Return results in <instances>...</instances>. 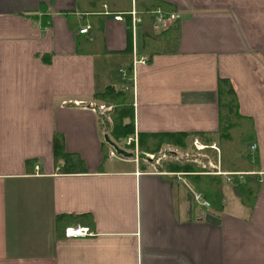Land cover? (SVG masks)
<instances>
[{"label": "crops", "instance_id": "obj_1", "mask_svg": "<svg viewBox=\"0 0 264 264\" xmlns=\"http://www.w3.org/2000/svg\"><path fill=\"white\" fill-rule=\"evenodd\" d=\"M160 1L168 9H155L180 14L169 30L177 39L148 50L139 0H125L126 10L98 0H0V264H264V0ZM143 55L150 59L135 62ZM124 67L130 74L121 79ZM124 80L132 133L114 140L105 128L110 113L96 111L112 105L94 94ZM228 86L238 113L228 140L244 136L240 153L250 164L215 167L229 182L222 179L220 209H205L189 194L191 174L139 160L180 148L165 141L141 151L139 135H192L220 159ZM54 134L80 157V169L58 170ZM104 135L132 156L108 158ZM242 174L258 183L250 207L234 193ZM62 214L89 215L90 227H65H86L88 235L57 232Z\"/></svg>", "mask_w": 264, "mask_h": 264}, {"label": "trees", "instance_id": "obj_2", "mask_svg": "<svg viewBox=\"0 0 264 264\" xmlns=\"http://www.w3.org/2000/svg\"><path fill=\"white\" fill-rule=\"evenodd\" d=\"M104 3L111 10H126L124 8L125 0H98ZM165 3L160 0H139L136 3V13L138 17L143 21V26L146 30V45L145 47L148 50L156 49L159 47L160 43H166L169 47H173L177 37L176 31H167L161 34H153L151 31L152 28V17L151 12L157 8H166ZM162 9V10H163ZM170 11V10H165ZM173 11V9H171ZM164 39V40H162ZM127 73L130 74V69H127ZM127 76V74H126ZM125 76V77H126ZM121 82V81H120ZM125 80L117 86L107 87L104 91L100 93H95L94 97L104 101L105 103L112 105V110L110 111V116L112 119V129L110 132L111 137L114 140L118 138H126L132 133V124L131 121H124L126 118L132 119V105H131V89L126 85ZM221 105L222 113L221 114L222 124L224 126L225 133L223 134L222 141L219 142L221 150V167L225 171L235 172L237 170H242L244 168L245 162L247 160V165L245 168H248L250 157H245L244 153H240V149L244 146V136H241V140L230 142L228 139V129L231 127L230 122H234L238 119L237 107L234 98L233 89L228 86L226 89H221ZM226 123V126L224 125ZM229 122V123H228ZM228 123V124H227ZM230 124V125H229ZM247 128V126H244ZM192 136L184 133H171V134H141L139 135L138 149L141 151H152L155 152L159 147L165 143V141H170L171 144L177 145L179 147L186 146L187 137ZM201 136V135H200ZM132 145V143H131ZM226 147V148H225ZM53 149V158L55 164L58 166V170L61 172H73L72 170H78L82 166V160L75 153H68L63 148V139L60 134H54L52 141ZM226 150V152H225ZM106 154V153H105ZM246 158V159H244ZM165 166V167H164ZM168 171L172 172H201L196 167L190 164H180V163H170L162 166ZM244 169V170H246ZM189 175V174H188ZM188 176V181L192 184L193 188L200 192L204 198L207 197L211 200L210 206L214 209L219 210L223 204V190H222V177L219 175H202L198 174L197 176L191 177ZM243 182L236 183L234 185V192L239 197L240 201L245 204L247 207H250L255 199L258 190V183L254 176L251 174H242ZM235 177V175L233 176ZM236 178V177H235ZM235 181H238L235 179ZM195 207V206H194ZM206 220L217 223L218 220L215 217L206 215ZM73 221H78L81 224H87L90 227L93 224V220L89 215H67L62 214L56 218V231L63 234V231L67 225Z\"/></svg>", "mask_w": 264, "mask_h": 264}, {"label": "built area", "instance_id": "obj_3", "mask_svg": "<svg viewBox=\"0 0 264 264\" xmlns=\"http://www.w3.org/2000/svg\"><path fill=\"white\" fill-rule=\"evenodd\" d=\"M130 14L133 17V21L135 22V24L140 21L139 18H137L135 16V12L134 11H131ZM151 16H152V19H153L152 20V27H153L154 31L157 32V33L166 32V31H169L170 29L175 28L177 23L179 22V19H180V14L178 12H167V11H163L161 9L153 10L151 12ZM113 19L116 20V21H121L122 20L121 13L114 14L113 15ZM88 28L89 27L85 26V27L79 29V33L86 34L87 31H88ZM149 59H150V56L143 55V56H140L139 58H137L135 60V62L145 63ZM119 73H120V78L124 79L125 76H126V69L124 70V69L121 68L119 70ZM110 110H111V107L110 106H106L104 104L98 105L97 108H96V111L100 115H105ZM130 142H132V139L129 137L127 139V143H130ZM193 144H199V143L194 141ZM195 147L198 150L204 149V146L200 145V144L199 145H195ZM209 147L210 148H214V145H211ZM254 148H255V144H253L251 146V149H254ZM168 154H170L171 156H174V157L176 156V152H174V151L173 152L170 151V152H168ZM159 156H154L153 154H147V155L144 156V158L147 159L146 161L150 162L151 163L150 166L153 167L154 164L156 165V164L160 163L158 161L159 158L157 160H154V157H159ZM107 157L108 158H114V157L121 158L120 156H118L116 154V152H115V150H113V148H110V150L107 153ZM151 159L154 160V161L152 162ZM216 173H219V172L217 171ZM177 174H179V173H177ZM186 185H187V189L189 190V192L191 194L192 201H193V203H195V205H197V206H199L201 208H205V209L210 207L209 201L207 199H205L204 196L200 192L196 191L195 189H192L189 184H186ZM64 235H65V237H68V238H70V237H84V236L88 235V229L86 227H78V226L67 227L65 229V231H64Z\"/></svg>", "mask_w": 264, "mask_h": 264}, {"label": "rangeland", "instance_id": "obj_4", "mask_svg": "<svg viewBox=\"0 0 264 264\" xmlns=\"http://www.w3.org/2000/svg\"><path fill=\"white\" fill-rule=\"evenodd\" d=\"M122 69L125 70V67L122 68ZM109 113L110 112L108 111L107 112L108 116H109ZM104 122H107L106 118H105V121ZM111 127H112V121L109 122V123H107V126H105V128L107 129V131H110V132H111ZM185 141H186V143H185L186 146L184 148L178 146L180 149L176 153V156L177 157L176 156L175 157L174 156H171L170 154H168V152H165V153L159 154L160 155L159 157H154V160H157L159 158L158 161L160 163H162V165H166V164H170V163H180V164H184L185 163V164H190V165H193L194 167H196L198 170H202L201 172H188V174H191L192 175L191 177L197 176L198 174L207 175L208 173L210 175H216L215 174L217 172V169L216 168H218V167L221 166V164H219V165H218V163L215 164V162L217 160H220L221 159V157L219 159L220 153L218 155V152L217 151L213 152L209 148L202 149V150H198L195 147V145H199V144H193L194 142L191 141V139H186ZM122 142L123 141H121V143H118L119 144V147L125 148V147H122ZM128 149L130 151H133V149L130 148V147H128ZM225 152H226V150H225ZM141 156H139V160H141V161L143 160V162L145 161V163L147 165H150L151 164L150 162H147L146 161L147 159H145L144 157H141ZM152 159H151V161L153 162L154 160H152ZM163 162H164V164H163ZM220 168L222 170V167H220ZM180 173H183V172H180ZM226 176H228V175H226ZM221 177H222V175H221ZM223 180L226 183L229 182V180H226L225 177H224ZM189 185L191 187V184L190 183H189ZM228 187H229V185H228ZM192 189H194V188H192ZM225 191H226L225 192L226 195L229 196V193H227V190H225ZM206 199L209 201V203L211 202V200L208 197ZM222 201H224V200H222Z\"/></svg>", "mask_w": 264, "mask_h": 264}, {"label": "water", "instance_id": "obj_5", "mask_svg": "<svg viewBox=\"0 0 264 264\" xmlns=\"http://www.w3.org/2000/svg\"><path fill=\"white\" fill-rule=\"evenodd\" d=\"M104 141L108 143L118 155H122L124 157H131L132 153L126 152L123 148L119 147L116 143L112 142L107 135H104Z\"/></svg>", "mask_w": 264, "mask_h": 264}]
</instances>
